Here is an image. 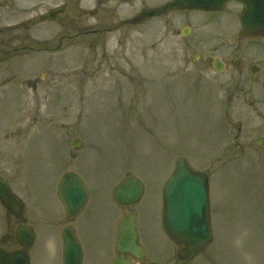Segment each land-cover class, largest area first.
Masks as SVG:
<instances>
[{
    "label": "rangeland",
    "instance_id": "rangeland-1",
    "mask_svg": "<svg viewBox=\"0 0 264 264\" xmlns=\"http://www.w3.org/2000/svg\"><path fill=\"white\" fill-rule=\"evenodd\" d=\"M136 8L122 6V20ZM240 12L230 2L221 12L174 11L113 34L70 32L53 44L62 45L53 62L44 53L40 62H10L26 65V76L0 77V175L35 224L62 209L56 193L65 172L84 179L90 200L77 218L90 246L84 264H111L112 221L126 213L112 191L128 175L146 187L134 209L147 264L169 256L166 264H174L161 211L179 156L211 175L214 241L192 264H264V146L253 142L264 138V38H240ZM217 55L229 68L208 64ZM251 63L261 69L256 75L247 71ZM30 66L51 85L29 89ZM24 107L31 110L23 116ZM9 223L13 232L14 217L0 203V237ZM57 223L42 228L31 264H59Z\"/></svg>",
    "mask_w": 264,
    "mask_h": 264
},
{
    "label": "water",
    "instance_id": "water-1",
    "mask_svg": "<svg viewBox=\"0 0 264 264\" xmlns=\"http://www.w3.org/2000/svg\"><path fill=\"white\" fill-rule=\"evenodd\" d=\"M228 0H172L165 5L144 10L131 22L140 23L174 10H219ZM230 1V0H229ZM244 6L241 15L242 36H264V0H238ZM187 30L184 34H187ZM195 56V55H194ZM252 73L256 69L251 67ZM81 144L73 142L74 147ZM209 174L195 169L188 159L181 156L176 161L173 174L163 189L162 226L169 238L177 245L176 264H190L213 240ZM144 183L136 176H128L113 190V199L123 205L137 204L143 197ZM57 195L68 216L79 215L89 200L85 181L75 172L65 173L59 182ZM0 202L15 214L20 205L11 188L0 177ZM18 239L24 249L9 252L0 247V264H29L27 248L33 243L34 234L27 227H19ZM25 242V243H24ZM65 264H81L82 247L71 230L64 235ZM116 258L112 264H136L145 258V249L139 241L137 216L128 212L121 220L115 244Z\"/></svg>",
    "mask_w": 264,
    "mask_h": 264
},
{
    "label": "flooded vegetation",
    "instance_id": "flooded-vegetation-1",
    "mask_svg": "<svg viewBox=\"0 0 264 264\" xmlns=\"http://www.w3.org/2000/svg\"><path fill=\"white\" fill-rule=\"evenodd\" d=\"M152 1L0 0V77L5 75L8 77V81L13 82L19 79L21 75L26 76L23 73L26 65L15 66L14 64H9L10 62H40L41 58H38V55L42 53L48 55L46 58L48 62H53L56 58V51L62 46L58 47V45L53 44H56L58 39H60V42L71 39L73 35H70V32L75 33V35L116 33L123 24H128L126 21H122V16L128 13L125 12L123 14L122 6L128 5L133 10L138 9L136 8L138 3V5H141L139 10L141 11L142 9L153 7V5L148 6V3ZM166 1L168 0L164 2ZM228 6L229 3H227ZM139 11L134 12L133 16ZM208 64L213 69L219 66V62H208ZM225 65L226 68H229V62H225ZM38 70L39 68L35 66L28 68L29 75L25 80V84L32 91H37L44 83L48 87L51 85L52 80H47L45 73L37 74ZM50 78L56 80L57 76L56 74L50 75ZM48 81L49 84L47 83ZM29 110L31 109L24 107L23 116ZM261 145L262 147L264 146V138L261 141ZM57 212L59 211L57 210ZM13 217L16 222L14 231L11 232L9 223L0 237V244L9 250L22 247L16 236L18 226L23 223L31 225L22 213L18 217L15 215ZM76 221L75 218L66 217L65 214L59 219L61 245V234L67 227L72 226L79 235ZM47 223L50 225L58 224L47 219L43 220V224L37 222V227L35 226L34 228L36 238L39 237L37 230L39 231L40 228L46 227ZM30 250L31 248L29 249V254ZM59 260L63 264V253ZM166 262H168V259L165 260V264ZM142 264H145V262Z\"/></svg>",
    "mask_w": 264,
    "mask_h": 264
}]
</instances>
